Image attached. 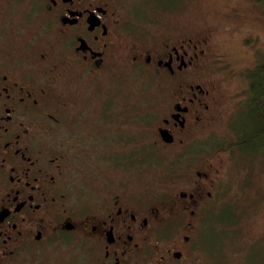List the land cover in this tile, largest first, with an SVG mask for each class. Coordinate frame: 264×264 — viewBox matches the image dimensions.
Segmentation results:
<instances>
[{"label":"flooded vegetation","instance_id":"1","mask_svg":"<svg viewBox=\"0 0 264 264\" xmlns=\"http://www.w3.org/2000/svg\"><path fill=\"white\" fill-rule=\"evenodd\" d=\"M129 14L128 0H0V264H218L198 238L219 170L196 145L223 109L220 45L211 27L138 37ZM121 73L156 84L155 124ZM165 151L181 171L153 201L137 164Z\"/></svg>","mask_w":264,"mask_h":264},{"label":"rangeland","instance_id":"2","mask_svg":"<svg viewBox=\"0 0 264 264\" xmlns=\"http://www.w3.org/2000/svg\"><path fill=\"white\" fill-rule=\"evenodd\" d=\"M166 3L173 4L172 9L166 10ZM128 8L130 18L143 26L140 30L134 28L135 35L145 39L161 37L164 32L190 36L191 32L213 28L212 41L220 45L222 53L219 56L222 91L219 93L224 98L223 109L214 126L216 134L203 133L196 147L200 144L201 151L215 148L212 154L219 170L221 189L203 213L198 239L214 250L211 258L218 264H238L246 253L252 261L260 259L263 264L264 141H260L263 134L261 138L260 133L254 135L260 126L249 107V74L254 65L264 59V0H128ZM115 78L118 90L131 95L136 102L137 114L141 115L137 118H142L148 110V119L155 124L161 105L160 91L153 80L143 76L130 80L122 73ZM135 129L139 130V125ZM237 143L242 145L241 150ZM196 157L194 165L198 166L202 155ZM178 160L172 151H165L154 153L150 165L139 166L138 163L136 187L151 190L153 201L158 193L174 192L175 173L181 171ZM85 161L81 157L74 159L78 173ZM89 169L97 173L93 159ZM80 174L84 179L87 177L85 170ZM43 254L39 256L49 264L61 258L53 252Z\"/></svg>","mask_w":264,"mask_h":264},{"label":"trees","instance_id":"3","mask_svg":"<svg viewBox=\"0 0 264 264\" xmlns=\"http://www.w3.org/2000/svg\"><path fill=\"white\" fill-rule=\"evenodd\" d=\"M249 76H250L249 107L251 108V111L254 113V116H256L258 119V121L255 119L256 124H259L260 126L259 130L255 131L254 135H258L260 133V138H261L263 134V137L260 141H264V59H262L260 62H257L254 65L253 69L250 71ZM243 142L244 141H241V143ZM236 145L238 150L242 149V145L239 146L238 143ZM210 152L214 153L215 148L214 147L210 148ZM234 221L235 219H233V222Z\"/></svg>","mask_w":264,"mask_h":264}]
</instances>
